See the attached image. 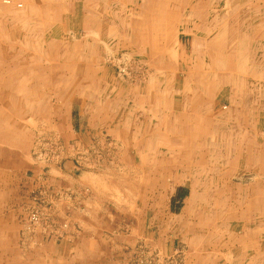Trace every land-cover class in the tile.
<instances>
[{"label":"crops","instance_id":"0c3cea01","mask_svg":"<svg viewBox=\"0 0 264 264\" xmlns=\"http://www.w3.org/2000/svg\"><path fill=\"white\" fill-rule=\"evenodd\" d=\"M114 1L19 0V12H0V47L11 48L0 54V264H189L191 255L190 264H217V254L223 264H264V151L249 145L264 138V0ZM69 16L85 32L80 43L65 37L75 34ZM120 48L150 62L142 86H122L100 67L98 52ZM29 122L33 139L58 136L70 150L109 137L112 169L82 170L74 154L60 164L24 154L30 139L19 125ZM219 173L257 180L224 184ZM122 178L134 191L121 199ZM236 186L244 198L229 193L224 205L240 231L216 251L210 207ZM201 209L207 235L192 226L179 238L183 217L196 223Z\"/></svg>","mask_w":264,"mask_h":264},{"label":"rangeland","instance_id":"374dc122","mask_svg":"<svg viewBox=\"0 0 264 264\" xmlns=\"http://www.w3.org/2000/svg\"><path fill=\"white\" fill-rule=\"evenodd\" d=\"M13 1L15 3V2H18L19 0H13ZM122 1L126 5L130 0H122ZM114 2L118 5V0H115ZM79 5H80V3H79ZM105 5H106L105 7L107 10L113 11V9L108 8L107 1L105 2ZM119 5H120V3H119ZM110 6L112 7L111 4H110ZM127 7L129 8V6H127ZM23 8H24V6H23ZM6 9L7 10L8 9L15 10V11L19 12V10L18 9L16 10L14 6L13 7L0 6V12L3 10H6ZM115 9H117V8H115ZM109 12H111V11H109ZM107 14H109V13H107ZM124 15H126V14L124 13ZM107 17L112 18V16L110 14ZM77 19L78 18L73 19V17H71V16H69L68 18L65 17V19H64V24H66V27L75 28L74 39L72 38V36H73L72 32L71 33H69V31L65 32L66 33L65 37L68 38L69 43L70 42L71 43H80L82 41V39H84V36H85L84 33L85 32L81 28L80 22ZM108 25L113 27L112 23H110L109 21H108ZM186 41H188V40H186ZM1 42H3V41H1ZM108 44H109L108 47L110 48V43H108ZM2 45H4V44H0V46H2ZM6 49L7 48L0 47V54H1V50H4L5 52L3 54L9 55L6 53L9 52L11 48L8 51H6ZM125 49L126 48H120V50H121L120 52L111 53L109 55L103 54V52H98L99 57L101 59L99 62V65H100V67H103L105 70L110 71L111 74H113L114 81L116 83L122 84V86H127V87H131V88L142 86L145 83V80L147 79V76H148L146 73L147 67H146L145 63L148 65V63H150V62L149 61L146 62V60H144L145 62L142 61L138 56L131 54L130 52H128ZM184 49L187 52H189V50H190L189 46H187V45ZM175 76H176V73H175ZM177 76L179 78L177 79L176 85L178 84V86H180L183 84L182 73L179 72L177 74ZM227 90H228L227 87L221 88L219 90V96L217 98V101L215 100L216 104H217L216 108H218L221 112L226 111V108L229 106V103H228L229 101L225 99L226 97H229V92H227ZM254 95H252L251 97L255 99ZM223 107H225V109H223ZM261 124H262V122H261ZM16 125L17 124L15 123V126ZM19 126L22 128V130L25 129V131L28 134L29 139H30V142L27 143V145H29V146H28V148L26 147L27 149H25L24 154H32V155H34V157L38 158L39 160H41L40 156H43L44 154H51L52 160H54V162H59V164H60L66 159L65 155L74 154L73 155V163L76 167H79L82 170H88V169L90 170L91 169L93 171L94 170L97 171V169H100V168L104 169V167L107 166V164L109 162H114V159L113 158L111 159V157L113 156V154H111V151L113 152L116 149V144L107 136L104 137L105 138L104 141H98L99 137L92 136L89 139V142L83 143V144L79 143L77 147L74 146L73 150H70L65 145V143L61 139L58 138V136H56V137L55 136H52V137L46 136V137H43V139H38V137H37L36 140L33 139V137H32L33 130L30 128V126H31L30 122L26 123V126L23 123H21ZM259 129H261L259 133L262 134V135H260V137H264V127L260 126ZM262 140H264V138H258L256 144L250 143L249 144L250 149L256 150L258 148V150L264 151V142H262ZM252 146H254V147L252 148ZM239 159L241 160V156L239 157ZM136 161L138 162L139 160H136ZM46 162H48V161H46ZM107 167L112 169V164H109ZM217 176H218V179L221 181V183H224V184L231 182L234 185L235 184L247 185V184H250L252 182H255V180H257V178H255L254 175H248V174L247 175L246 174L241 175L240 173L234 174V175H231V174L227 175L224 173H219V174H217ZM211 177H212V175H211ZM208 180H209V184H210V179L208 178ZM122 181L125 182L127 191H122L121 199L123 198L124 193H125V198H128V195L132 194L134 191V190H131L130 192H128V187H129V185L131 186L132 181H129L128 178H127V180L122 178ZM136 181L138 183L139 182H145L144 178H142V177H138V179ZM120 182H121V179H120ZM236 187L233 189V191L226 190L225 193L223 190H221V192L218 193V196L221 195L220 198L218 199L219 202H221V207L220 206L216 207V208L210 207L211 211L209 214L211 215V217L213 219L218 220L217 221V230H216L217 232L215 231V233H216L215 235H217L216 237L220 238V242H218V248H215V250L216 249L222 250L225 248V246H224V245H226L225 239H227V237H228L227 235L230 231L236 232V233H239V231H240V227L235 226L236 224H234V222L232 221L231 215L228 213V211H226L227 208L224 205L225 201L229 200V198H228L229 193H232L233 197H236L238 199L244 198L245 190L239 189V187H237V189H236ZM143 189H144L143 185H142V188H140V189H139V186H137L136 194L140 193V198L144 196ZM211 191H198L196 198H200V200H211L210 198L213 197V195H212L213 191L212 192ZM214 192L216 193V191H214ZM35 201H37V199H35ZM208 202L209 201H207V203H205V204H208ZM36 211H38V210H36ZM204 212L207 213V210L204 211L201 209V214L199 213V218H198L196 223L195 222L194 223H187V218L183 217V221L181 222V226H180L181 231L177 230L175 234H177V236L179 238H180V236L183 237V236H185V233H188V232H182V230L188 231L193 226L192 229L195 228L194 231H196L197 233H199L201 235H204V233H206V235H207L209 224H207L208 220H206V219H208L209 215H208V217H204V215H205ZM213 215H215V216H213ZM181 219L182 218H180L179 220L177 219V220L180 222ZM171 224L172 223H168L167 226H169ZM187 228H189V229H187ZM211 229H213V228H211ZM179 233H181V234H179ZM176 238H174L173 241L177 242V244H179V245H182L181 247L184 248V253H186L188 246L184 245V243L181 240H179L178 238L176 240ZM219 238H218V240H219ZM222 240H224V244L222 243ZM179 245H177V246H179ZM177 246H175V247H177ZM209 249H210L209 246L206 245V250H209ZM179 255H181V254H179ZM193 257H195V255H193V256L191 255L189 257L190 263H192ZM220 257L222 259V263H221ZM187 258L188 257H186L187 261L185 260V258L182 260L177 259L176 263L182 264V263H184V261L188 262ZM14 259L18 260L17 257L16 258L14 257L13 262H14ZM216 261H217V264H220V263L223 264L224 257L221 256V254H220V256L217 254L216 255Z\"/></svg>","mask_w":264,"mask_h":264},{"label":"built area","instance_id":"2783aa9c","mask_svg":"<svg viewBox=\"0 0 264 264\" xmlns=\"http://www.w3.org/2000/svg\"><path fill=\"white\" fill-rule=\"evenodd\" d=\"M0 6H14L17 9L21 8L20 3H13L12 0H0ZM223 109H225V107H223ZM39 219L40 217L38 211L35 210L30 214V222L32 224H37Z\"/></svg>","mask_w":264,"mask_h":264},{"label":"bare ground","instance_id":"6f19581e","mask_svg":"<svg viewBox=\"0 0 264 264\" xmlns=\"http://www.w3.org/2000/svg\"><path fill=\"white\" fill-rule=\"evenodd\" d=\"M5 7H8V6H5ZM159 28V27H158ZM158 31V30H157ZM163 33V32H162ZM175 36V35H174ZM214 36V35H213ZM209 37V36H208ZM207 37V38H208ZM174 38V37H173ZM232 40V39H231ZM212 40H210V42H208V45H213L212 44V42H211ZM206 42V41H205ZM235 42V41H234ZM213 47V46H212ZM215 47V46H214ZM227 47V46H226ZM198 48V47H197ZM232 48V47H231ZM177 49V48H176ZM206 49V48H205ZM232 51V50H231ZM230 52V51H229ZM233 52V51H232ZM210 55V54H209ZM260 62V61H259ZM261 63V62H260ZM214 68V67H213ZM254 73V72H253ZM230 74V73H229ZM256 74V73H255ZM232 75V74H231ZM233 76H235V75H233ZM198 77V76H197ZM232 78V77H231ZM198 104V103H197ZM170 105V104H169ZM179 106V105H178ZM195 106V105H194ZM201 108V107H200ZM188 135V134H187ZM181 136V135H180ZM189 140V139H188ZM191 141V140H190ZM184 143V142H183ZM164 145V144H163ZM166 151V150H165ZM168 151V150H167ZM180 152V151H179ZM169 153V152H168ZM184 155V154H183ZM150 157H152V156H150ZM177 157V156H176ZM186 157V156H185ZM189 157V156H188ZM165 158V157H164ZM187 158V157H186ZM185 159V158H184ZM144 160V159H143ZM183 160V159H182ZM157 161V160H156ZM163 161V160H162ZM180 161V160H179ZM195 161V160H194ZM163 163V162H162ZM177 163V162H176ZM142 164H144V163H142ZM161 164V163H160ZM172 164V163H171ZM182 164V163H181ZM187 164V163H186ZM191 165V164H190ZM151 167V166H150ZM163 168V167H162ZM173 169V168H172ZM184 170H186V169H184ZM150 172V171H149ZM149 175V174H148ZM163 175V174H162ZM172 177H173V175H172ZM179 182V181H178ZM219 214V213H218Z\"/></svg>","mask_w":264,"mask_h":264}]
</instances>
